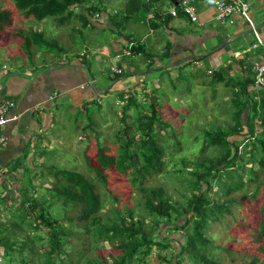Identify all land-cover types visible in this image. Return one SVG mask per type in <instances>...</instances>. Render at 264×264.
Listing matches in <instances>:
<instances>
[{"label":"trees","instance_id":"trees-1","mask_svg":"<svg viewBox=\"0 0 264 264\" xmlns=\"http://www.w3.org/2000/svg\"><path fill=\"white\" fill-rule=\"evenodd\" d=\"M10 1L25 17H49L55 23H63L65 19L75 16L80 27L86 29L94 27L101 17H105L115 29L127 22L146 24V21L156 27L157 24H166L173 17L163 12L165 3L162 0H124L110 15L103 6L104 0ZM191 1L195 4L198 0ZM148 10L153 11V15L146 19ZM178 15L184 16L181 11H178ZM10 23V12L0 7V32ZM13 33L21 37L22 50H26L28 56H31L32 45L48 49H52L53 45L61 46L53 39L45 38L42 30L18 28ZM124 40L128 41L127 46L133 52L143 48L126 34ZM168 55L169 46L166 45L158 56ZM152 56L149 50L137 53L138 66L145 63L143 68H152ZM184 59L197 66L205 65V71L209 68L206 73L211 79L228 85L231 106L229 121L216 123L213 127L197 126L202 137L200 153L208 147L212 153H203L202 158L195 161L181 158V163H178L181 168L175 170L187 167L185 171L189 177H184L183 187L172 186L168 190L163 183L145 184L149 176L162 170L172 172L165 168L168 153L166 135L160 132L166 122L159 117L158 103L152 99L147 105L149 113H133L131 123L124 122L123 135H117L120 140L118 152L111 154L105 145H97L94 160L90 162L89 156H86L85 163L93 170L94 181L90 179L92 176L75 169L52 163L45 166L52 175L50 185L45 188L48 195L26 194L25 190L23 199L13 208L15 212L12 210L11 218L0 220L2 259L7 260L17 253L20 264H222L220 255L213 254L216 247L205 231L213 223L228 225L230 218L235 220L234 210L243 206L245 200L258 195L260 182H263L258 178L264 176V86H251L253 71L248 60L240 61V64L245 63L241 69L244 74L236 72L230 75L229 63L207 65L203 55H191ZM137 64L131 60L133 69H137ZM117 65L120 71L109 74L110 78L125 74L120 62ZM130 92L122 105L119 117L122 121L128 116L125 109L135 104ZM145 94L149 96L150 92L145 90ZM96 97L91 101L96 102ZM155 125L160 127L154 128ZM173 143L175 148H179L178 139L177 143ZM241 143L244 144L243 150L239 149ZM248 163L251 164L247 167ZM110 167L128 173L130 181L137 182V203L141 211L129 207L118 208L116 205L100 210L105 196L99 192L96 181L106 184L104 169ZM212 184H215L214 189ZM250 186L253 189L247 194ZM181 189V196L176 199L172 193L178 195ZM234 191L236 193H232ZM24 202L28 207L20 210ZM259 209L257 230L251 233V238L261 254L247 253L238 264H264V195ZM24 221L29 224L31 234L22 226ZM43 225L47 246L41 249L39 242L34 240L42 236L38 230ZM173 232L176 233L178 247L174 252H165L174 246L169 236ZM98 240L106 241L108 250H101L95 243ZM152 246L160 251H153ZM162 249L165 251L162 252ZM225 250L229 251V248L225 247ZM150 253L154 254L156 261L144 260L145 256L150 257Z\"/></svg>","mask_w":264,"mask_h":264},{"label":"rangeland","instance_id":"rangeland-1","mask_svg":"<svg viewBox=\"0 0 264 264\" xmlns=\"http://www.w3.org/2000/svg\"><path fill=\"white\" fill-rule=\"evenodd\" d=\"M121 1L124 0H104L103 6L110 15L121 6ZM0 7L5 8L11 14V23L0 32V63L4 64L8 69H22L27 61L30 62L29 58H31L35 65L38 64L37 66L42 62L47 63L54 60H60L61 62L66 58H75L81 62L84 61V58H88L89 62L92 63L90 74L95 78L93 89L98 92L96 93V102L89 100L90 102L83 103L84 105L79 107L71 104L70 107L63 106L60 109V114L56 117L58 123L53 127L56 134L50 136L52 138L50 147L54 153L51 154L50 152L49 154L48 152L45 154V157H48L45 159L47 160V163L44 162L45 166L52 163L58 167L75 169L85 175L92 176L90 179L94 181V172L85 163L86 156L88 155L90 162H92L97 145H105L111 154L118 152L120 140L117 135H123L121 130L124 122L133 120L131 117L133 113H137L138 115L140 113H149L147 105L152 99L158 103L159 117L166 122L161 127L160 132L166 135L165 142L167 143L166 150H168V153H166L165 168H169L172 172L168 173L169 171L162 170L156 175L149 176L145 184L163 183L168 187V190H171L172 186L182 188L185 181L184 177L188 178L189 175L185 171L187 167L175 170L176 168H181L180 164H178L181 163V158L187 161H195L203 153L208 155L212 153L209 147L203 153H200L199 148L202 137H200L199 127L197 126L202 125L204 127L208 125L213 127L216 123L229 121L231 102L228 100L230 87L222 81L211 79L210 75L206 73L209 69L208 67L205 71V65L197 66L192 61L184 59L178 62V64L180 63L178 66L170 64V66L163 65L159 68H145L148 69L144 73L145 75L138 74L139 79H136L134 82L130 80L129 73L127 72L133 70L131 60H134L137 64L139 61L137 53L146 48L139 39L147 40V25L143 26L140 22H128V24L119 26L117 28L119 31H117L115 27L107 23L105 17H101L100 21H96L94 27L86 29L80 27L78 19L75 16L67 20L65 19L63 23H55L49 17L36 19L32 16H23L21 10L10 0H0ZM77 10L78 8L75 11ZM152 15L153 11L148 10L145 18H151ZM29 27L42 30L45 38L50 41L53 39L57 45L61 46L53 45L52 49H48L44 46L34 47L32 45L30 47L31 56H28L27 51L22 50L21 37L14 35L13 32L18 28L27 29ZM121 34L124 36L128 34L132 41H135V43L139 42L143 45V48L139 52H133L127 46L128 39V41L124 40L122 42V46L120 45L115 53L116 50L110 47L108 38L112 36H115V38L116 36L121 37ZM155 48L157 53L160 54L164 49L160 45L155 46ZM149 51L155 52L153 49ZM64 56L67 57L64 58ZM250 59L245 58L249 62ZM165 61L166 58L163 62ZM184 61L186 62L183 64L182 62ZM118 62H120V66L125 74L110 78L109 74H112V68L118 67ZM155 64L160 65L162 63L156 61L154 64L152 63V67ZM144 65L143 63H139V66L137 64L136 67H141V70L144 69ZM78 67L83 68L87 73L85 64L80 65L79 63ZM189 72L190 74H188ZM236 72L239 75L244 74L242 70ZM87 74L86 76L88 77ZM182 74L187 76H181ZM87 81L89 84L86 87L91 94L92 82L90 79ZM188 82L190 86H188ZM145 90L150 92L149 96H146ZM129 92L133 94L132 97L135 104H130L129 108L125 109L124 112L128 116L125 118V121H122L119 117L122 105L126 102V96ZM90 94L87 96V99H89ZM210 121H212V125ZM158 127L160 126H154V128ZM177 139L179 148H175L173 143H177ZM249 146L248 144L247 147ZM243 148L244 144H239V149L243 150ZM250 164L248 163L246 166L248 167ZM252 166L255 168V163ZM40 170V176L34 178V181L38 183L34 191L35 195L46 196L48 192L45 188L50 185L52 175L45 168H39L38 171ZM104 172L107 174L106 184L103 185L96 181L99 192L105 196L104 204L100 210H104L111 205H116L118 208L129 207L134 211H141V206L137 203L139 195L137 182L132 183L128 173H121L112 167L104 169ZM258 179L263 180L262 183L260 182L258 195L255 198L245 200L243 206H238L234 210L235 220H232L227 215L231 221L228 225L220 222L213 223L205 231V234L210 237L212 245L216 247L213 249V254L220 255L222 264H238L250 252L257 253V255L261 254L251 238V233L257 230L259 205L264 195V176ZM212 186L214 189L215 184H212ZM25 188L18 181H12L2 188L0 191V198H2L0 200L1 221L11 218L12 210L15 212L13 208L19 205L23 199L22 195L25 192ZM252 189L253 187L250 186L247 194ZM181 192L182 189L178 195H174L173 193L172 195L177 199V197L181 196ZM38 200H40L39 197ZM27 207L28 205L24 202L22 207L19 208L22 210L27 209ZM22 226L29 234L32 233L29 224L25 221L22 223ZM44 230L45 226L43 225L38 230L42 236L34 240L39 242L41 249L47 246ZM169 236L174 246L167 248L166 251L162 249V252H174L178 247L177 240L175 239L176 233L173 232ZM95 243L101 250H108L106 241L98 240ZM225 247L229 248V251H226ZM152 250L155 252L160 251L155 246H152ZM87 253L89 254V250ZM18 256L17 253H13L7 260L2 259L0 256V264H20ZM152 256L153 259H151ZM154 258V254L150 253V257L147 255L144 257V260L154 262L156 261Z\"/></svg>","mask_w":264,"mask_h":264},{"label":"crops","instance_id":"crops-1","mask_svg":"<svg viewBox=\"0 0 264 264\" xmlns=\"http://www.w3.org/2000/svg\"><path fill=\"white\" fill-rule=\"evenodd\" d=\"M248 3L249 14L264 40V0H248ZM195 7L198 21L191 22L185 15H177L170 18L166 24H157L156 27L148 22H140L148 28L147 40L139 39L140 42H143L145 50H155L151 52L153 64L156 61L162 63L155 64L152 68L170 64L178 66V62L184 60V57L206 55L207 65L229 63L228 71L232 75L244 68L245 63L240 64L241 60L252 59L256 53L264 54V48L249 46L253 35L241 20L227 24L230 26L217 24L213 18L211 0H198ZM158 21L156 20L157 23ZM123 38V34L121 37L108 38L110 47L116 50L115 53L120 45L122 46ZM158 45L161 48L169 46L168 57L158 56L160 53H157L155 48ZM165 58L166 61L163 62ZM42 63L46 66L42 67ZM42 63L37 66L32 60L27 61L22 69H8L0 63V100H14V107L2 127L4 142L0 145V191L10 182L18 181L26 187V194L35 193L34 189L38 183L34 178L40 176L39 168H45L44 162L47 163L45 159L48 158L45 154L54 153L50 147V136L56 134L53 127L58 123L56 117L60 114V109L63 106L70 107L71 104L82 106L98 93L93 89L95 78L90 74L92 63L88 58H84L82 62L75 58H66L61 62L54 60ZM79 63L85 64L88 74L78 67ZM147 70L137 68L127 73L130 80L135 82L139 79L138 74L143 76ZM88 79L92 82L91 94L86 87L89 84ZM13 112L17 113V117L10 116Z\"/></svg>","mask_w":264,"mask_h":264},{"label":"built area","instance_id":"built-area-1","mask_svg":"<svg viewBox=\"0 0 264 264\" xmlns=\"http://www.w3.org/2000/svg\"><path fill=\"white\" fill-rule=\"evenodd\" d=\"M165 3L163 12L172 16H177L181 11L189 21H198V13L195 4L191 0H163ZM213 6V18L219 25L230 24L237 19L241 20L251 31L253 41L250 43L251 48H264V40L260 37L256 26L249 14L248 0H211ZM250 67L253 71L251 86L258 88L264 86V55L256 53L250 60ZM120 71L118 67L112 68V72ZM14 107V100L4 98L0 100V145L4 142L2 127L9 118V112ZM11 117H17V113L10 114ZM2 249L0 248V255Z\"/></svg>","mask_w":264,"mask_h":264}]
</instances>
